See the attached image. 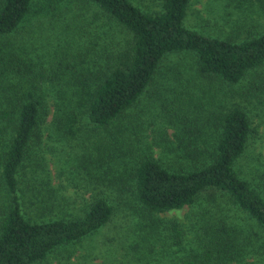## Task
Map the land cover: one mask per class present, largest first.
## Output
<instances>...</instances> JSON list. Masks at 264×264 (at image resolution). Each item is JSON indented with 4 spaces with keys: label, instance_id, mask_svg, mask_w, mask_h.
Wrapping results in <instances>:
<instances>
[{
    "label": "trees",
    "instance_id": "16d2710c",
    "mask_svg": "<svg viewBox=\"0 0 264 264\" xmlns=\"http://www.w3.org/2000/svg\"><path fill=\"white\" fill-rule=\"evenodd\" d=\"M42 1L0 0V179L9 196L0 213V264H34L111 220L114 211L105 196L89 200L81 217L39 220L43 214L32 216L30 207L46 200L39 192H30L24 201L21 177L29 170L37 181L39 163H33L31 153L45 133L49 138L54 129L72 134L83 125H112L137 102L160 61L180 52L194 55L200 76L250 83L245 92L233 91L239 102L224 110L219 104L211 119L202 121L203 128L211 122L210 140L196 144L191 139L203 140L206 132L188 127L192 122H187L188 132L198 134L190 137L187 150L175 153V160L146 155L136 146L132 157L126 158L124 146L114 142L120 132L110 138L118 153H106L99 167L111 171L122 166V175L115 176L123 184L118 195L129 194L144 214L134 230L144 236L140 241L126 240V249L119 245L124 253L118 249L115 254L131 260L137 256L140 261L147 253L160 254L157 242H167L165 246L181 247L179 259L173 255L177 264H251L255 236L264 259V199L234 167L259 125H253L245 103L254 100L264 106V32H250L239 42L208 37L183 24L189 0H158L156 11L142 10L130 0H77L90 15L78 21L81 13L74 14L71 19L91 30L76 32L86 37L84 45L75 41L72 50L62 49L41 44L45 37L38 35V26L31 27L33 21L47 19L66 28L69 19L58 5L60 0ZM25 25L30 28L24 33ZM71 33L74 39L75 32ZM119 121L116 127L127 137L133 135ZM218 197L228 202V210L244 214L246 229L232 224L233 215L224 211ZM184 206L198 213L197 221L187 224L185 231L161 225L158 214Z\"/></svg>",
    "mask_w": 264,
    "mask_h": 264
},
{
    "label": "rangeland",
    "instance_id": "374dc122",
    "mask_svg": "<svg viewBox=\"0 0 264 264\" xmlns=\"http://www.w3.org/2000/svg\"><path fill=\"white\" fill-rule=\"evenodd\" d=\"M130 1L145 11L160 9L158 0ZM42 2L48 3V0ZM58 5L64 13L67 11L66 18L69 20L66 21V28L61 29L60 21L51 20V24L47 19H38L32 22L31 27L38 26L36 29L40 38L45 37L41 44L51 43L49 47L57 45L62 49L69 46L71 50L74 47L71 45L72 42H83L84 45L86 37L76 32L78 29L89 31L91 27L83 22H76L75 19H71V15L81 13L82 16H78L80 18L77 19L80 21L87 18L90 13L82 8L77 0H60ZM183 24L208 37L239 42L250 32H264V0H189ZM29 28V25L23 26V32L25 33ZM72 30L75 32L74 39ZM249 83V79H245L244 83L234 84L218 77L200 76L192 53H173L160 61L150 83L137 102L119 118L126 132L133 135L127 137L119 127H116L120 125L119 120L107 127L95 128L83 125L82 130H74L72 134L54 129L50 131L48 138L49 132L45 133L35 154L31 153V157L34 156L33 163H39L38 179L37 181L33 179L29 170H26L27 173L25 172L21 177L23 181L20 183L24 201L32 195L30 192H39L46 200L43 204L41 201L33 203L38 211L34 212L36 208L30 207L32 216L41 212L43 215L37 217L39 220L78 218L83 215L87 202L96 196L107 197L114 212L111 220L97 232L75 243L58 247L34 264H177L181 256V247L165 246L167 242L163 244L156 241L157 248L158 245L161 246L160 254L155 252L156 254L152 253V256L147 253L142 255L143 259L140 261L136 259L137 256L131 260L130 257L123 255L119 257L115 254L119 245L126 249V243H129L126 240L140 241L144 236L134 231L136 223L143 220L144 214L140 213L129 194L118 195L117 190H120L118 186L122 187L123 184L121 186L122 182L116 180L115 176L119 178L122 175V166L117 165V169L112 168L110 171L106 166L99 167V165L105 163L106 153L109 152L111 156L118 153L112 148L113 146H110V141L113 142L110 138L118 131L123 136V140H120L122 137L118 135L115 137L119 140L114 139V142L124 146L126 152L124 151L123 156L126 158L132 157V150L136 146L142 153L146 152V155L165 158L167 161L175 160V153L179 154L187 150L190 137L198 134L197 131L188 132L187 122H192L188 127L192 125L191 127L196 129L199 127L206 132L203 140L191 139L196 144L202 143L208 137L210 140L208 131L210 132L211 129L208 127L211 122L209 126L207 124V127L203 128L202 121L209 120L206 118L211 119L213 116L211 113L219 104L224 106L221 109L224 110L235 101L239 102V95L233 96V91L239 92L243 88L245 92ZM262 97L264 98V95ZM252 101L251 103L247 101L245 107L253 125H259L255 128L257 132L249 137L246 153L244 152L245 154L237 159L234 167L264 199V106L256 105L254 100ZM208 115L209 117H206ZM256 167L259 169L254 170ZM218 199L219 205L227 211L228 202L224 197ZM8 201L9 196L3 189L0 179V213ZM234 210V208L228 210V214L233 215L232 224L246 229L247 220L243 218L244 214L241 212L236 214ZM197 215L198 213L192 211L191 207L184 206L157 216L161 217L163 227L175 225L185 231L187 224L197 221ZM234 216L239 218L235 220ZM228 221L230 222V219ZM164 233L166 234V231L162 230V235ZM251 240L256 252L253 254L255 257H249L248 261L251 264L254 262V264H263V255L258 246L260 241L255 236H252ZM124 249H119L121 254L124 253ZM159 255H163V258L157 260L160 258ZM173 255L177 256V260H174ZM95 257L96 259H92Z\"/></svg>",
    "mask_w": 264,
    "mask_h": 264
}]
</instances>
